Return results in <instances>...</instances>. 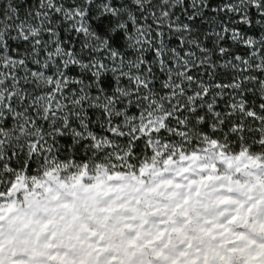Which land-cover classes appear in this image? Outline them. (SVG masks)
I'll list each match as a JSON object with an SVG mask.
<instances>
[{
  "label": "snow or ice",
  "instance_id": "6c2138e0",
  "mask_svg": "<svg viewBox=\"0 0 264 264\" xmlns=\"http://www.w3.org/2000/svg\"><path fill=\"white\" fill-rule=\"evenodd\" d=\"M0 264H264V0H0Z\"/></svg>",
  "mask_w": 264,
  "mask_h": 264
}]
</instances>
